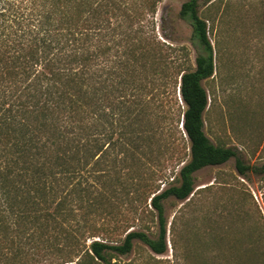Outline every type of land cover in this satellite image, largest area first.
I'll return each mask as SVG.
<instances>
[{
  "label": "trees",
  "instance_id": "obj_1",
  "mask_svg": "<svg viewBox=\"0 0 264 264\" xmlns=\"http://www.w3.org/2000/svg\"><path fill=\"white\" fill-rule=\"evenodd\" d=\"M158 2L0 0V264H121L135 241L163 255L164 202L187 200L197 172L235 159L242 177L264 175V164H245L236 148L205 133L203 81L216 66L198 0H186L180 11L192 27L195 68L133 30ZM126 16L133 19L127 28ZM172 67L173 92L184 105L178 132L189 154L176 156L183 162L178 177L161 189L166 167L153 150L169 145L157 142L151 98L142 93ZM127 200L136 216L143 206L156 211L157 238L135 229L114 242L99 237L91 218H106L113 202ZM72 218L84 219L68 225ZM252 229L234 264H264V218Z\"/></svg>",
  "mask_w": 264,
  "mask_h": 264
},
{
  "label": "rangeland",
  "instance_id": "obj_2",
  "mask_svg": "<svg viewBox=\"0 0 264 264\" xmlns=\"http://www.w3.org/2000/svg\"><path fill=\"white\" fill-rule=\"evenodd\" d=\"M262 0H198L199 14L207 20L208 36L215 53V73L203 86L209 94L204 114L205 133L214 144L233 147L245 164H264V8ZM186 0H159L156 12L143 11L133 22V30L142 32L148 45H166L170 59L188 58L195 68L197 49L192 27L180 16ZM124 26L132 18L125 17ZM147 37L151 39H147ZM188 64V62H187ZM173 66V65H172ZM157 74L149 79V93L143 98L152 102L151 117L157 128V142L169 145L155 149L163 159L165 177L157 183L161 189L174 184L183 162L176 156L189 154L188 143L181 139L179 112L184 105L173 92L170 77ZM170 76V77H169ZM146 82V81H145ZM150 119V118H149ZM148 118L144 119L146 126ZM171 158L170 160H167ZM184 160H188L186 157ZM130 200L111 205L112 215L91 218L92 226L114 242L135 229L157 238V213L150 205L136 216ZM149 203V202H148ZM120 205H124L123 207ZM167 227V252L155 254L141 241L132 252L118 257L121 264H234L233 258L243 247L240 239L249 238L253 227L264 218V175L249 173L242 177L231 159L220 166L204 168L194 175V192L185 201L169 198L164 202ZM82 222L84 218H72ZM245 222L244 227L241 223ZM99 239V238H96ZM245 250V249H243Z\"/></svg>",
  "mask_w": 264,
  "mask_h": 264
}]
</instances>
